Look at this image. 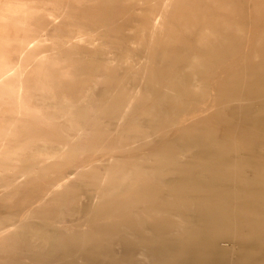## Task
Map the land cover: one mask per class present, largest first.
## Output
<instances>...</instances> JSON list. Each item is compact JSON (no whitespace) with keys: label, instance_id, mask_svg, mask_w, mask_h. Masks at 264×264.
I'll list each match as a JSON object with an SVG mask.
<instances>
[{"label":"rangeland","instance_id":"rangeland-1","mask_svg":"<svg viewBox=\"0 0 264 264\" xmlns=\"http://www.w3.org/2000/svg\"><path fill=\"white\" fill-rule=\"evenodd\" d=\"M167 1L31 0L8 12L12 45L47 33L36 50L41 59L15 71H26L28 85L43 72L49 78L48 87L30 86L22 94L32 113L24 111L16 139L1 155L0 187L30 172L27 182L38 179L33 190L41 200L43 183L73 176L113 146L117 163L135 173L133 181L106 182L101 193L103 164L71 179L78 209L29 212L22 201L32 191L11 195V204L1 190L0 221L25 218L21 248L31 246L36 260L51 254V235L43 230H55L50 222H73L96 209L87 264H132L90 253L102 250L93 246L98 236L117 234L120 255L127 241L136 243L126 257L136 264H184L185 257L201 263L207 256L213 264H264V0ZM10 94L0 95L2 109L14 102ZM1 113L5 125L8 114ZM103 214L110 220L100 223ZM16 239L4 248L16 250Z\"/></svg>","mask_w":264,"mask_h":264},{"label":"bare ground","instance_id":"bare-ground-1","mask_svg":"<svg viewBox=\"0 0 264 264\" xmlns=\"http://www.w3.org/2000/svg\"><path fill=\"white\" fill-rule=\"evenodd\" d=\"M28 1H31V0H0V95H3L4 93H11L10 94L11 95L10 101L11 100L14 101L11 104H7V107L2 109L1 105H2L4 100H2L1 97H0V113L2 111L4 113L8 114L7 120L5 122V125L3 124V122H0V159H1V155L5 151L8 143L12 141V138L16 139V136H14L15 134L13 132L15 131L16 128L19 127V125L21 123V118H23V116H25L24 111L28 110V111H31V113H32L31 106H29V104H27V103H23L22 102L23 101L22 100L23 92L30 86L39 85V86L46 87L47 84H48L47 80H48L49 77H48L46 72L45 73L43 72V73L39 74V77L35 78L36 79L35 80L36 81L35 84L32 83L30 85V83H29V85H28V84H26L27 83L26 82L27 81L26 77L28 76L26 74V71H22V70H20L19 72L15 71L16 68H21V69L26 68L31 62H34V60L41 59L42 52L38 53L36 50H37V47H39L43 43V41H45L47 39L45 37V35L47 33L44 30L43 34L38 35V36L35 35L34 38L32 40H30V41L29 40L28 41L20 40L19 44H20L21 47H23L21 51H19V49L21 47L19 48L16 44L12 45V41L10 40L12 37L9 34L11 28L6 23L8 12L10 10H12V9H16L17 6L23 5L24 3L28 2ZM173 1L174 0H168L167 1V5L169 6L170 4H172ZM214 3H216V2L214 1ZM217 4H218V2H217ZM214 6L215 5L213 4V7ZM22 11L24 13L27 12V10L25 8ZM14 13H15V11H14ZM61 13L65 14L66 10L61 11ZM137 14L138 13H136V15ZM154 19H155L154 21H156L157 18H154ZM154 21H153V23H154ZM156 25L157 24H155L153 27H155ZM152 29H154V28H152ZM98 32H100V31H98ZM84 39H85V37H84ZM9 48H11L12 50L9 49ZM25 49H27V50H25ZM199 62H200V60H199ZM16 79H18V81H19V86H17L15 88L14 92H13L12 89L10 90L9 88L14 85L13 82L16 81ZM196 85H198V83ZM44 87H42V88H44ZM41 90H43V89H41ZM26 92H27V90H26ZM146 95H148V94H146ZM4 96L2 98H4ZM30 96H32V95L30 94ZM129 111L130 110L127 108L125 110V112L123 113L120 121H119L120 124L118 126L119 127L118 131L120 133L125 131V126H126V123H127V117L129 116V114H128ZM35 117H37V116H35ZM28 120H30V119H28ZM30 121L32 123H38V120H35V118H32ZM24 123H26V122L24 121ZM72 123H73V121H71V124ZM4 127H6L5 131H3ZM79 132L80 131H78V133ZM79 134L81 135L82 132H80ZM75 140H77V139H75ZM140 140H142V138L138 137L137 141H140ZM67 143H69V142H67ZM23 144H25V143H23ZM113 147H112V150L107 155H105V156H103L101 158L98 157V158H96L94 160L88 161V162H86L84 164V166L76 168V171L73 174V176H69V177H67V178H65L63 180L58 181V182H52V183L45 182V183H43L45 185V187L47 188V192H46V194L43 196V198L41 200H39V199L42 197V195L40 196L39 191L38 190L37 191L33 190L34 187H35V182H38V179H34L31 183L27 182V179L30 176V174H29L30 172H25V173L21 174L20 176L15 175V177L12 178V180H10L7 184L4 183V185H2V183H1L2 186L0 187V196H2L1 190L2 191H7L8 192V196L5 197V201L8 202V203H11V202L14 201L13 200L14 198L12 199L11 195L19 194V196L20 195L23 196L24 193H29V191H32L31 196L28 199H26V202L22 201V203H25V204H22V206H25L27 208L26 210L29 211V212L32 211L33 207H37V208L44 207V208L47 209V208H50V207L63 206V208L66 207V208L78 209L79 208V204L77 202V198L74 197V195L71 194L72 193L71 192L72 191L71 188L73 189L75 187V184L71 185L70 181H71V179L73 181L74 178L78 177L79 175H82L86 171L89 172V170L93 166L96 167V166H98L100 164L105 165V172H104L103 176L100 178V180H99L100 183H99V185L97 187V191L99 193H101V191L103 189V185H105L106 182H108V181H110L112 179H117V181L123 183L125 181H133V179L135 178V173L133 171H131L130 169H127L124 165H122L120 163H117V160L120 158V156L117 153V151H115L113 149ZM67 148H69V146L67 144H62V149L66 150ZM14 155L17 156V153L14 154ZM6 156H8V159H10V160L12 159L10 152H9L8 155L6 154ZM35 165H37V164H35ZM10 168H14V167L11 166ZM12 172H13V170H12ZM17 174H19V173H17ZM6 175H8V174H6ZM39 186H40V184H39ZM70 186H72V187H70ZM109 186H111V185H109ZM85 188H87V187L85 186ZM131 189H133V188L132 187H128V191L129 190L131 191ZM69 195L71 196V200L70 201H69V199L60 200L59 198H57L59 196L62 199V198H65L66 196H69ZM141 197H144V195H142ZM38 200H39V202H38ZM247 201H248V199H247ZM147 202H148V199H144V198L140 202L141 206L144 207L143 210L146 212L145 213L146 215H147V211H148V210L147 211L145 210V209H148ZM94 212H96V209H91V211H88V213L85 214L83 218L81 217L78 220L73 221V222H69V223L50 222L51 220L48 221L50 223H54V225H53L54 229H55L54 231H56V232L57 231H61L62 233L70 235L73 245L74 246L78 245V249L74 248V250L72 251L73 264H87L84 261V257H85L84 254L86 252L85 248H86V246L88 244V240L90 241L93 238V236H88L90 234V232H88V231H90V228L93 231H96V229H97L96 226L94 227V225L96 223L95 222L94 223L90 222V219L94 215L93 214ZM138 212H141V209H139ZM136 216L140 217V214L138 213V214H136ZM98 217L100 218V223H102V221H104V220H107V221L110 220L109 219L110 217L107 216V215H101V216L99 215ZM3 219H5V218H2V220ZM24 220H25V218H22V219L18 218L17 219V217H13V218L8 219V220L0 221V262H5L6 259H7V261H6L7 264H15V262H16V250L13 249V248H10V249L4 248V244L6 243V241L11 236H13L15 234L17 235V233L20 231L19 229H23ZM83 221H84V224H83ZM111 221H112V219H111ZM104 222H106V221H104ZM81 223H82V225H84V228L78 231L77 228H78L79 224L81 225ZM177 224L181 225V221L178 220ZM144 242H145L144 240H139L138 241V243H140V244H144ZM93 246H96V244L93 243ZM106 246H108V245H106ZM98 247H99V249H102L103 245L99 244ZM185 254L183 255V257L185 256ZM186 255H189L190 257H192L191 255H193V254H191L190 252H187ZM185 258H187V260H185L184 264H213L212 259L210 257H208V256L204 257V258L206 260H209V261H205V262H201V263L197 262V261H194V260H190V259H188L189 257H185ZM207 258H209V259H207Z\"/></svg>","mask_w":264,"mask_h":264},{"label":"crops","instance_id":"crops-1","mask_svg":"<svg viewBox=\"0 0 264 264\" xmlns=\"http://www.w3.org/2000/svg\"><path fill=\"white\" fill-rule=\"evenodd\" d=\"M117 228H118L117 231L119 232L120 227H117ZM43 230L50 232V235H51L50 237H48L49 239L48 245L51 248V254L46 256L47 259L39 261V260H36L34 257H31L32 251H31V246L29 245H27L24 248L25 250H23L21 248V245L24 244V241L22 240L23 238H20L22 232L21 233L18 232L17 239H16V263L17 264H30V263L32 264H62V263L67 264V263H71L72 251H73L71 238L69 236L67 237V236L59 235L52 229H48V230L43 229ZM148 230L150 229L148 228ZM120 241L121 240L118 239V234L116 235L115 238L113 237L111 239L110 237L108 240L105 238V236H103L102 239H100V237L98 236V238L94 240V243L97 246L99 244H102L103 248L101 251L96 249V250L90 251V253L92 254L95 253L96 255H98V257L104 256V255L107 256L109 253L112 259H115V260L123 259L124 261H127L129 263L136 264V258L135 259L128 258V260H126V257H128L127 252H129L131 248H136V243H130L129 241H127L128 247L125 248L126 249L124 251L125 254L120 255L116 253L117 246H119L118 244H120ZM123 242L126 243L125 241ZM106 245L108 246L110 245V246L108 247ZM111 245H112V248H111ZM106 247L108 248L106 249ZM182 249L185 250V247H182ZM30 260L32 262H30ZM88 264H91V262H88Z\"/></svg>","mask_w":264,"mask_h":264}]
</instances>
